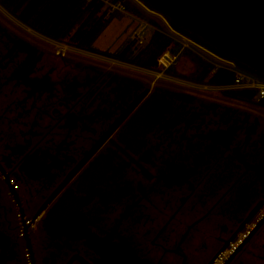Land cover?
<instances>
[{"label": "flooded vegetation", "instance_id": "flooded-vegetation-1", "mask_svg": "<svg viewBox=\"0 0 264 264\" xmlns=\"http://www.w3.org/2000/svg\"><path fill=\"white\" fill-rule=\"evenodd\" d=\"M83 49L0 13V264H264L263 105Z\"/></svg>", "mask_w": 264, "mask_h": 264}, {"label": "built area", "instance_id": "built-area-1", "mask_svg": "<svg viewBox=\"0 0 264 264\" xmlns=\"http://www.w3.org/2000/svg\"><path fill=\"white\" fill-rule=\"evenodd\" d=\"M82 1L85 4H91L97 7V15H101L102 19L104 20L110 18L113 15H122L128 17L132 21V29L129 34V40L134 41L133 46H140L139 48L141 49L147 44L146 42L150 38H146L145 36L147 29L150 30V36L154 32H157L170 39L173 44L174 42L178 44L177 51L167 61H165V56L170 49L164 51L160 55L158 59V65L155 68L137 67L138 70L152 76V78L167 77L177 80L178 77L176 75L168 73L167 71L169 66L175 63L174 60L176 55H178L183 50H188L210 66V70L204 82H185L190 88L209 89L218 92L239 90L249 91L252 99L264 106V77L258 75V73L256 74L257 76H254L244 72L240 69V65L235 60L219 53L215 49L202 43L196 38L175 28L165 17L143 3L141 0ZM34 33L39 34L35 31ZM52 43L54 45V51L56 54H63L64 52L70 51L78 55L92 56L94 53L90 50L72 45L64 40L53 39ZM218 71L230 74L231 81L221 84L207 82L208 77ZM20 231V228H18V234H20ZM242 236L243 233L239 232L235 237L228 241L224 248L215 255L211 264H221L223 260L233 251Z\"/></svg>", "mask_w": 264, "mask_h": 264}, {"label": "water", "instance_id": "water-1", "mask_svg": "<svg viewBox=\"0 0 264 264\" xmlns=\"http://www.w3.org/2000/svg\"><path fill=\"white\" fill-rule=\"evenodd\" d=\"M141 1L188 35L264 76V0Z\"/></svg>", "mask_w": 264, "mask_h": 264}, {"label": "trees", "instance_id": "trees-1", "mask_svg": "<svg viewBox=\"0 0 264 264\" xmlns=\"http://www.w3.org/2000/svg\"><path fill=\"white\" fill-rule=\"evenodd\" d=\"M0 5L18 21L36 32L55 40H64L80 48H89L109 19H102L101 15H97V7L85 4L82 0H0ZM173 26L185 33L179 27ZM172 45L170 39L154 32L148 43L133 55L132 59L145 67L155 68L160 55L164 51L171 50ZM128 49L127 45L117 56L124 57ZM197 59L202 61L199 57ZM209 70L210 66L204 62L198 76L190 80L202 81ZM230 81L231 75L220 71L213 73L207 79V82L216 84ZM230 92L251 97L249 91Z\"/></svg>", "mask_w": 264, "mask_h": 264}, {"label": "rangeland", "instance_id": "rangeland-1", "mask_svg": "<svg viewBox=\"0 0 264 264\" xmlns=\"http://www.w3.org/2000/svg\"><path fill=\"white\" fill-rule=\"evenodd\" d=\"M0 13L9 21L21 26L26 31L35 34L33 31H31L33 29H31L28 26H25V24L18 21L14 16H12L9 12L5 11L1 7H0ZM131 29H132V21L128 17L122 15H113L106 21L103 29L90 44L89 48L95 51H100L110 55H114L122 52L123 49L128 45L129 49L124 53V58L130 59L140 50L139 48L140 46L139 47L133 46L134 41L129 40V34ZM35 35L41 38L45 43H47L49 46L53 47L54 49V45L52 43L53 39L44 36L40 33ZM145 36L146 38L150 37V30L148 29L146 30ZM146 43H148V40ZM177 49H178V44L174 42L171 50H169V52L165 56V61L171 58L173 54L177 51ZM174 61L175 63L169 66L168 72L187 79H194L196 76H198L199 72L201 71L204 65V62L198 61L197 57L188 50L181 51L178 55H176ZM240 69L243 70L244 72L257 76L256 72H253L241 65H240ZM205 80L206 77L200 82H204ZM192 90H196V89H192ZM210 93L217 94L219 92L214 91ZM261 112L264 113V106L261 107Z\"/></svg>", "mask_w": 264, "mask_h": 264}]
</instances>
